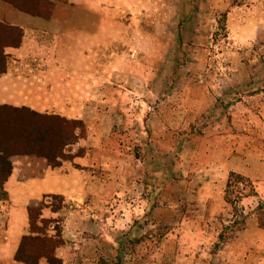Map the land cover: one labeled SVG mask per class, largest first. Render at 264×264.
Segmentation results:
<instances>
[{
    "label": "rangeland",
    "instance_id": "374dc122",
    "mask_svg": "<svg viewBox=\"0 0 264 264\" xmlns=\"http://www.w3.org/2000/svg\"><path fill=\"white\" fill-rule=\"evenodd\" d=\"M77 3L80 23H93L78 60V118L1 105L0 149L22 153L10 156L12 166L26 152L60 166L72 151L83 155L71 145L87 139L90 124L105 137L95 179L109 200L91 205L92 217L81 211L87 204L74 207L83 222L75 235L65 210L50 221L33 207L38 238L19 256L28 264H264V0ZM232 175L249 183L239 200ZM7 199L0 192V203ZM48 202L71 209L60 197ZM188 224L198 238L187 240Z\"/></svg>",
    "mask_w": 264,
    "mask_h": 264
},
{
    "label": "crops",
    "instance_id": "0c3cea01",
    "mask_svg": "<svg viewBox=\"0 0 264 264\" xmlns=\"http://www.w3.org/2000/svg\"><path fill=\"white\" fill-rule=\"evenodd\" d=\"M77 2L0 0V57L5 60L0 70V106L78 118L79 92L83 89L78 60L87 58L84 50L89 47L87 42L84 47V38L93 23H80ZM89 125L87 139L71 145L83 150L80 157L71 152L72 162L62 160L60 166L52 167L46 158L36 155L13 160V170L4 184L8 199L0 203V264H24L16 256L24 238L33 236V207L40 206V218L50 221L65 210L64 223L75 235L83 227L82 212L75 208L87 204L81 211L92 217L91 205L109 200L106 183L95 179L96 150L105 137L98 132L95 136ZM50 197H60L71 209L54 211ZM186 226L187 240L199 237L197 227ZM59 251L64 250L57 248ZM40 264L48 263L44 260Z\"/></svg>",
    "mask_w": 264,
    "mask_h": 264
},
{
    "label": "trees",
    "instance_id": "16d2710c",
    "mask_svg": "<svg viewBox=\"0 0 264 264\" xmlns=\"http://www.w3.org/2000/svg\"><path fill=\"white\" fill-rule=\"evenodd\" d=\"M4 64H5V60L2 57H0V70L3 69V65ZM26 110H30V109L22 107L21 109H17L16 111L22 112V111H26ZM32 112H34V111H32ZM35 113H37V112H35ZM38 114L39 113H37V115ZM0 144H2V146H5L4 143H0ZM18 154H22V153L21 152H17V151L10 153V152H6L5 149L4 150L0 149V192H3L4 184L7 181V179L9 178V176L11 175V172L13 170L12 163H10L8 160H9L10 156L18 155ZM23 154H25V155H36V156H39V157H44V158H46L48 160L49 164L52 167H58L59 166L57 164H54V165L51 164L52 158L49 155H47V154L40 153V152H26V153H23ZM56 160H57V158H56ZM3 169L6 170L5 173H4ZM248 187H249L248 181L243 179L242 177H240L238 175H232L230 177L229 182H228V188L234 189V192L232 194H235V192L238 194L235 197V198H238L237 200H239L240 197H242L243 191H245ZM226 199L229 200V197H226ZM37 238L38 237H34V236L24 238V240L22 242V245H21V248L18 251L17 256H16V260L17 261H20V262H22L24 264H28L25 260H23V258H21L19 256V253L22 250V247L24 245L25 240L37 239ZM48 264H51L50 259H48Z\"/></svg>",
    "mask_w": 264,
    "mask_h": 264
}]
</instances>
